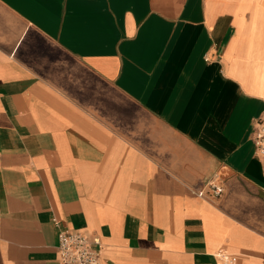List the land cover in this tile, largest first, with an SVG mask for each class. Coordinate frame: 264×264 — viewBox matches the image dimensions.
I'll return each instance as SVG.
<instances>
[{
    "label": "crops",
    "instance_id": "obj_1",
    "mask_svg": "<svg viewBox=\"0 0 264 264\" xmlns=\"http://www.w3.org/2000/svg\"><path fill=\"white\" fill-rule=\"evenodd\" d=\"M263 113L264 0H0V264H264Z\"/></svg>",
    "mask_w": 264,
    "mask_h": 264
},
{
    "label": "built area",
    "instance_id": "obj_2",
    "mask_svg": "<svg viewBox=\"0 0 264 264\" xmlns=\"http://www.w3.org/2000/svg\"><path fill=\"white\" fill-rule=\"evenodd\" d=\"M252 131L257 154L262 159L264 170V113L255 119ZM225 189L223 178L216 176L204 182L195 191L203 197H220ZM58 248L65 263L99 264L103 243L99 235H90L83 231L61 228ZM223 257L229 264H234L229 256L224 255Z\"/></svg>",
    "mask_w": 264,
    "mask_h": 264
}]
</instances>
